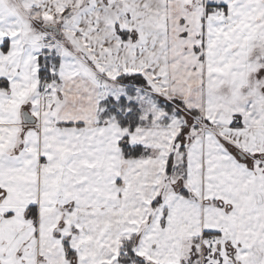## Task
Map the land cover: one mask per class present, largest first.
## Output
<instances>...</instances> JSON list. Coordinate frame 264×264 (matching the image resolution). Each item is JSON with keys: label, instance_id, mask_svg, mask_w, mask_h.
Here are the masks:
<instances>
[{"label": "snow or ice", "instance_id": "obj_1", "mask_svg": "<svg viewBox=\"0 0 264 264\" xmlns=\"http://www.w3.org/2000/svg\"><path fill=\"white\" fill-rule=\"evenodd\" d=\"M0 264H264V0H0Z\"/></svg>", "mask_w": 264, "mask_h": 264}]
</instances>
